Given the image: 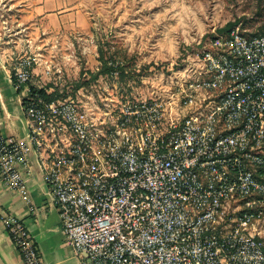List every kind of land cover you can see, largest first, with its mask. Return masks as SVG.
I'll return each instance as SVG.
<instances>
[{"label": "built area", "instance_id": "built-area-1", "mask_svg": "<svg viewBox=\"0 0 264 264\" xmlns=\"http://www.w3.org/2000/svg\"><path fill=\"white\" fill-rule=\"evenodd\" d=\"M11 61L27 142L82 264H264V34L213 31L177 87L149 98ZM28 163L26 144L0 135V180L27 201ZM1 221L22 264H44L23 221Z\"/></svg>", "mask_w": 264, "mask_h": 264}, {"label": "rangeland", "instance_id": "rangeland-1", "mask_svg": "<svg viewBox=\"0 0 264 264\" xmlns=\"http://www.w3.org/2000/svg\"><path fill=\"white\" fill-rule=\"evenodd\" d=\"M72 1L87 30L50 35L24 28L29 25L20 21V14L27 12L28 0H0L5 12L0 38L17 44L12 57L33 58L37 72L59 70L78 85L106 77L104 86L125 96L149 98L174 90L213 31L238 26L250 35L264 29V0ZM5 27L9 32L3 33ZM100 59L119 70L99 74ZM259 228L264 234V223Z\"/></svg>", "mask_w": 264, "mask_h": 264}, {"label": "crops", "instance_id": "crops-1", "mask_svg": "<svg viewBox=\"0 0 264 264\" xmlns=\"http://www.w3.org/2000/svg\"><path fill=\"white\" fill-rule=\"evenodd\" d=\"M26 7L27 12L20 14V21L29 25L24 28L34 27L50 35L71 30L83 32L88 28L84 15L72 0H28ZM0 14L5 15V12ZM14 44L8 38H0V135L26 144L29 163L22 174L28 201L0 180V264H22L1 221L6 215L24 222L44 264H82L73 248L65 242L58 210L45 185L37 156L27 142L26 115L12 82Z\"/></svg>", "mask_w": 264, "mask_h": 264}, {"label": "trees", "instance_id": "trees-1", "mask_svg": "<svg viewBox=\"0 0 264 264\" xmlns=\"http://www.w3.org/2000/svg\"><path fill=\"white\" fill-rule=\"evenodd\" d=\"M224 31H227L226 29H222V30H219L217 31L218 33H221V32H224ZM257 34H264V29L262 32H259V33H254V34H250L249 36H253V35H257ZM101 62H102V68L99 72V74H103V75H109V74H112L114 72H116L117 70H119V66H116V67H113V66H108V63L106 61H103L102 59H100ZM119 72V71H118ZM98 74V75H99ZM96 79V78H95ZM76 87H79L78 84H76ZM50 99H53V96L50 97Z\"/></svg>", "mask_w": 264, "mask_h": 264}]
</instances>
